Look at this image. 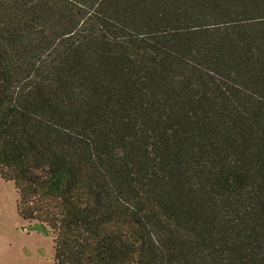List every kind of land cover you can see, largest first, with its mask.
Segmentation results:
<instances>
[{
  "label": "trees",
  "instance_id": "1",
  "mask_svg": "<svg viewBox=\"0 0 264 264\" xmlns=\"http://www.w3.org/2000/svg\"><path fill=\"white\" fill-rule=\"evenodd\" d=\"M0 177L53 264H264V0H0Z\"/></svg>",
  "mask_w": 264,
  "mask_h": 264
},
{
  "label": "rangeland",
  "instance_id": "2",
  "mask_svg": "<svg viewBox=\"0 0 264 264\" xmlns=\"http://www.w3.org/2000/svg\"><path fill=\"white\" fill-rule=\"evenodd\" d=\"M17 200L14 182L0 177V264H53V237L18 214Z\"/></svg>",
  "mask_w": 264,
  "mask_h": 264
}]
</instances>
